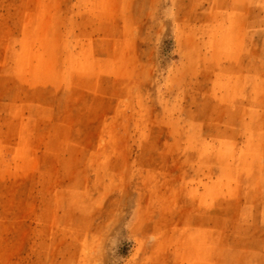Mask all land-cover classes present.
I'll return each instance as SVG.
<instances>
[{"label":"rangeland","instance_id":"rangeland-1","mask_svg":"<svg viewBox=\"0 0 264 264\" xmlns=\"http://www.w3.org/2000/svg\"><path fill=\"white\" fill-rule=\"evenodd\" d=\"M0 264H264V0H0Z\"/></svg>","mask_w":264,"mask_h":264}]
</instances>
